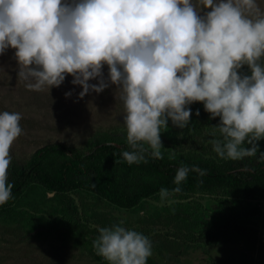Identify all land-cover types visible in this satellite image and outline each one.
<instances>
[{
	"label": "clouds",
	"instance_id": "9594fccd",
	"mask_svg": "<svg viewBox=\"0 0 264 264\" xmlns=\"http://www.w3.org/2000/svg\"><path fill=\"white\" fill-rule=\"evenodd\" d=\"M9 48L28 90L49 91L66 76L80 86L78 98L115 85L128 146L120 156L128 165L161 158L160 133L169 121L188 126L193 102L219 117V136L209 141L217 157L256 156L264 139L259 0H0V55ZM21 119L0 111V205L12 198L7 172ZM190 171L176 169V187H162L161 201L181 191ZM93 248L107 264H147L152 255L151 240L120 223L98 228Z\"/></svg>",
	"mask_w": 264,
	"mask_h": 264
},
{
	"label": "rangeland",
	"instance_id": "374dc122",
	"mask_svg": "<svg viewBox=\"0 0 264 264\" xmlns=\"http://www.w3.org/2000/svg\"><path fill=\"white\" fill-rule=\"evenodd\" d=\"M259 3L264 9V0ZM14 51L9 48L0 55V111L22 116V134L11 145L9 168L24 166L52 144L88 152L102 143H127L124 109L115 85L78 98L80 86L72 85V77L66 76L49 91L28 90L17 76ZM103 71L107 76L106 66ZM188 107L193 112L188 126L179 129L169 121L160 133L161 158L182 165L253 168L261 164L264 139L257 141L256 156L236 161L217 157L209 141L219 136L214 127L219 117L210 119L202 102ZM197 109L199 116L194 114ZM65 161V155H57L46 167L54 169ZM245 192L223 187L172 194L166 201L158 193L123 209L83 190L59 197L32 183L0 209V264H107L96 255L93 239L98 228L115 223L151 240L147 264H264V195L247 198Z\"/></svg>",
	"mask_w": 264,
	"mask_h": 264
},
{
	"label": "trees",
	"instance_id": "16d2710c",
	"mask_svg": "<svg viewBox=\"0 0 264 264\" xmlns=\"http://www.w3.org/2000/svg\"><path fill=\"white\" fill-rule=\"evenodd\" d=\"M241 70H248L247 66ZM121 150H128L127 143H102L88 152L62 144L49 145L24 166L8 167V182L13 185L12 198L0 205V209L14 202L32 183L59 197L79 189L93 193L119 208L130 209L143 199L158 194L162 187L169 190L176 187L173 178L180 166L194 168L195 171L189 172L180 185L181 191L173 194L185 195L230 187L247 189L244 193L247 198L264 195V158L259 166L253 168L200 162L182 165L147 155L146 162L128 165L120 156ZM57 155H65L67 161L54 169H47L48 161ZM201 169L205 170L203 176L199 175ZM248 249L252 250L251 247Z\"/></svg>",
	"mask_w": 264,
	"mask_h": 264
}]
</instances>
